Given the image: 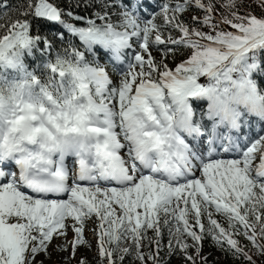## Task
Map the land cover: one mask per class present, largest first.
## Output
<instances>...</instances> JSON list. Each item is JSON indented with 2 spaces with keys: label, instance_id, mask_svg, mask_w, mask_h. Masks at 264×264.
Returning <instances> with one entry per match:
<instances>
[{
  "label": "snow or ice",
  "instance_id": "1",
  "mask_svg": "<svg viewBox=\"0 0 264 264\" xmlns=\"http://www.w3.org/2000/svg\"><path fill=\"white\" fill-rule=\"evenodd\" d=\"M99 3L88 17L55 0H27L15 19L0 13V264H45L37 257L51 259L54 239L70 264L92 248L89 222L97 264H160L165 230L167 254L184 264H206L205 237L255 264L249 245L264 256V13L241 12L237 0H160L147 15L156 0ZM188 10L202 15L186 22ZM31 57L45 59L30 70Z\"/></svg>",
  "mask_w": 264,
  "mask_h": 264
},
{
  "label": "trees",
  "instance_id": "2",
  "mask_svg": "<svg viewBox=\"0 0 264 264\" xmlns=\"http://www.w3.org/2000/svg\"><path fill=\"white\" fill-rule=\"evenodd\" d=\"M7 2V8H4L3 12H9L13 19L18 15L17 10L21 8L22 6L26 7L27 0H4ZM160 2V0H156V4L148 5L147 11H150L153 9L155 5H157ZM205 3L208 2V0H204ZM238 3L243 4L244 6L241 7V12H248L251 11L254 15L260 16L262 13H264V10H262L255 2L254 0H237ZM55 3H58L61 8L65 10H71L76 14L83 15L85 17L90 16L93 12L98 11L101 7L99 0H55ZM213 3H217V0H213ZM150 6V7H149ZM219 6V5H217ZM157 10V9H156ZM215 13V10H214ZM200 16L202 13L195 11V10H188L182 14V19L184 21H190L192 16ZM216 19L219 20L220 17L217 15ZM160 22V21H158ZM77 26H80L79 24ZM196 27H199V25H195ZM203 31H208L207 28H204ZM42 35H47L49 39H51V32H49L48 28H44L42 30ZM175 35V33H173ZM67 40H71L72 43L79 45L78 39L73 40L70 35L66 37ZM82 48V47H81ZM57 50L60 52L63 51V46L60 44L56 45V49L53 50L52 55L55 56L57 54ZM178 54L181 55L182 59H184L187 55L186 50L181 49L180 51H177ZM35 68H39V66H34ZM42 70V69H41ZM37 74H40L39 72ZM201 82H203V78L201 79ZM218 219H223L222 217H217ZM168 233L167 230L164 232L162 243L165 245L164 253L160 254L161 262L160 264H184V260L177 255H171L169 256L167 254V243H168ZM242 240L243 243H248L246 240H243V238H239ZM191 243V241H189ZM249 248L251 249L249 251V255L252 256L253 260L255 261V264H264V256L257 255L256 250L254 248H251V245H249ZM145 252L148 250L144 249ZM194 249H189V253H193ZM201 255L207 257L206 264H248L247 261L243 259H233L231 255L225 254V252L221 251L218 246L214 244L212 239L210 237H205V239L202 241V250ZM124 264H138V262H134L133 258L131 256L127 257L124 261ZM151 264V262H149ZM197 264H204L203 261L198 260Z\"/></svg>",
  "mask_w": 264,
  "mask_h": 264
},
{
  "label": "rangeland",
  "instance_id": "3",
  "mask_svg": "<svg viewBox=\"0 0 264 264\" xmlns=\"http://www.w3.org/2000/svg\"><path fill=\"white\" fill-rule=\"evenodd\" d=\"M158 22V21H157ZM152 55L155 56L157 59H160V53L153 49ZM176 59L175 61L172 60L171 56L168 58L166 61L169 64V67H175V63L180 62L182 60V57L180 54L176 52ZM101 64H105L104 60L101 59ZM109 71V68H108ZM113 80L117 79V76L114 74L113 71L109 72ZM258 129V128H256ZM222 158H228V157H222ZM93 227V224L89 222L86 226L85 232H84V237L85 239L92 245L91 250H88L86 246L79 247L76 253V257L74 260L70 261V264H78L79 260L81 257H84L88 264H97V257H96V241L94 238V235L91 231ZM149 237H153L154 233L152 231H149L148 233ZM72 238V233L69 232L68 239ZM64 243L63 239H54L52 241V244L49 246V252L52 253L51 259H47L43 253H41L38 257L37 260H44L45 264H63V258L68 255L67 252H57L55 251V245L57 244H62ZM164 253V249L161 250L160 254Z\"/></svg>",
  "mask_w": 264,
  "mask_h": 264
}]
</instances>
